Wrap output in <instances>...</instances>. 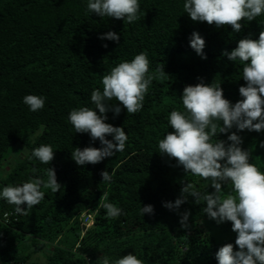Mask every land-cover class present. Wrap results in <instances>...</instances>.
Listing matches in <instances>:
<instances>
[{"label": "trees", "instance_id": "trees-1", "mask_svg": "<svg viewBox=\"0 0 264 264\" xmlns=\"http://www.w3.org/2000/svg\"><path fill=\"white\" fill-rule=\"evenodd\" d=\"M138 2L140 19L128 24L88 12V0H0V191L31 179L46 181L49 167L62 185L56 193L41 188L45 198L28 216L16 214L15 206L0 198V264H99L103 255L114 261L130 253L145 264H218L220 247L231 243L239 250L231 222L210 219L203 212L206 202L196 204L189 196L178 210L164 207L181 195L185 182L201 193L214 189L186 173L174 158L160 154L158 142L172 131L171 111H184L180 97L186 85L202 79L221 84L233 104L242 99L243 65L222 53L231 52L241 39H258L264 14L243 21L242 30L234 32L231 26L192 21L183 9L185 0ZM110 31L120 36L119 43L100 39ZM194 31L206 42L207 59L190 46ZM141 52L147 54L150 72L164 66L168 75L157 74L139 112L128 114L121 108L119 115L107 113L106 123L127 133L123 152L95 165H77L74 148L103 145L88 133H75L69 113L80 107L95 109L91 93L103 91L102 77ZM30 94L46 98L42 110L30 111L23 103ZM233 132L251 152L250 163L264 172V130L233 127L213 142H228ZM42 144L53 147L50 164L31 155ZM15 146L20 147L17 155L11 154ZM105 170L112 174L110 184L102 181ZM222 191L227 195L231 185ZM105 193L108 202L122 209L120 216L106 218L99 207ZM145 205L153 206V214H141ZM185 211L190 212L186 229L180 224ZM84 213L92 217L89 227L82 224Z\"/></svg>", "mask_w": 264, "mask_h": 264}, {"label": "clouds", "instance_id": "clouds-1", "mask_svg": "<svg viewBox=\"0 0 264 264\" xmlns=\"http://www.w3.org/2000/svg\"><path fill=\"white\" fill-rule=\"evenodd\" d=\"M183 9L194 22H206L217 28L231 26L234 32H240L243 21L251 22L264 14V0H185ZM87 10L128 24L140 19L138 0H88ZM100 39L119 43L120 36L110 31ZM205 43L199 32L191 34L190 46L203 59H207L203 54ZM103 47L106 48L107 44ZM222 55L243 65L242 78L246 86L239 88L242 99L233 104L224 97L221 84H205L198 78L200 83L184 87L180 97L184 111H171L168 124L172 131L158 142L160 154L174 158L177 166L209 182L214 191L201 193L193 183L185 182L181 195L174 202H166L164 207L178 210L189 196L195 198L196 204L206 202L203 212L217 224L231 222L232 231L237 234L235 245L239 250H234L231 243L220 247L216 252L218 264H264V172L250 163L251 152L240 146L242 138L235 132L227 137L230 143L217 139L213 142V137L228 133L233 127L240 131L264 130V30L258 39H241L236 48ZM157 74L159 77L168 75L164 66L150 72L147 54L141 52L131 61L119 63L102 77L103 91L94 89L91 93L95 109L80 107L71 110L68 121L75 133H88L93 141L99 140L103 145L100 148H74L72 159L77 165H95L125 150L127 133L123 127L106 123L107 113L113 111L119 115L121 108L128 114L139 112ZM45 99L30 94L23 97V103L30 111L36 112L44 108ZM113 99L118 103L109 104ZM109 135L112 140L106 138ZM260 146L264 147V143ZM31 155L42 164H50L55 158L53 147L47 144L34 148ZM45 173L46 181L36 178L18 186L4 187L0 198L14 205L16 214L28 216L29 211L45 198L41 188L51 189L53 193L61 190L55 169L49 167ZM101 176L103 182H112V174L107 170L102 171ZM225 184L231 185V192L227 195L222 191ZM99 207L106 211V218L122 214L121 208L108 202L107 193L100 198ZM140 211L144 216L153 214L154 209L152 205H145ZM180 215L181 227L188 228L190 212ZM98 261L99 264H145L131 253L114 261L103 255Z\"/></svg>", "mask_w": 264, "mask_h": 264}, {"label": "built area", "instance_id": "built-area-1", "mask_svg": "<svg viewBox=\"0 0 264 264\" xmlns=\"http://www.w3.org/2000/svg\"><path fill=\"white\" fill-rule=\"evenodd\" d=\"M5 217H7V215L5 214ZM84 219L82 221V224L86 227L90 226L92 224V217L88 214L83 215Z\"/></svg>", "mask_w": 264, "mask_h": 264}, {"label": "rangeland", "instance_id": "rangeland-1", "mask_svg": "<svg viewBox=\"0 0 264 264\" xmlns=\"http://www.w3.org/2000/svg\"><path fill=\"white\" fill-rule=\"evenodd\" d=\"M19 149H20V147L19 146H15V147H13V148H11V154H13V155H17V154H19ZM85 214V213H84ZM83 214V215H84Z\"/></svg>", "mask_w": 264, "mask_h": 264}]
</instances>
